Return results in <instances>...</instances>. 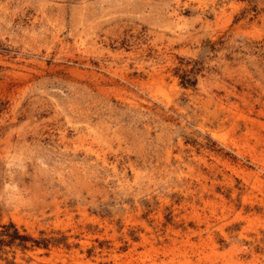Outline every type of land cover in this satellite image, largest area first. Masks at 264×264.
<instances>
[{"label":"rangeland","instance_id":"obj_1","mask_svg":"<svg viewBox=\"0 0 264 264\" xmlns=\"http://www.w3.org/2000/svg\"><path fill=\"white\" fill-rule=\"evenodd\" d=\"M9 224L0 264H264V0H0Z\"/></svg>","mask_w":264,"mask_h":264},{"label":"trees","instance_id":"obj_2","mask_svg":"<svg viewBox=\"0 0 264 264\" xmlns=\"http://www.w3.org/2000/svg\"><path fill=\"white\" fill-rule=\"evenodd\" d=\"M11 229H14V232H10ZM16 240H19L20 243H23L28 239L25 236L19 235L13 224L3 226V230L0 231V247L6 244H12Z\"/></svg>","mask_w":264,"mask_h":264}]
</instances>
